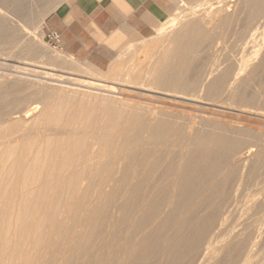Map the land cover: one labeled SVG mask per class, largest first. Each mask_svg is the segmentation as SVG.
Here are the masks:
<instances>
[{
  "label": "bare ground",
  "instance_id": "bare-ground-1",
  "mask_svg": "<svg viewBox=\"0 0 264 264\" xmlns=\"http://www.w3.org/2000/svg\"><path fill=\"white\" fill-rule=\"evenodd\" d=\"M229 3L232 4V8H237L238 4H242L243 10L246 9L249 12L246 15L250 20L252 17L258 16L262 11V0H226L213 8L206 9L204 13L203 10L202 14L190 19L187 27L184 24V29L180 30L181 32L167 31V28L166 31L162 30L158 36V42H150V44L141 48L144 57H146L144 61H137V56L135 55V59L130 58L136 62L134 64L130 62L132 66L128 63L129 67L124 68L126 70L123 69V72L118 70L117 67L113 68L111 72L108 70V78L110 75L111 78H114L115 75L122 74L124 76L121 77L123 78V81L121 80L122 83L137 85L138 88H134V90L138 91L141 96V98H138L144 102L143 104L138 100L137 103L131 99H125L124 97L131 96L123 93V90H118L119 92H117L111 86L98 89L82 83V85L75 84V86L68 84L70 87L56 85L52 87L49 85L52 82L50 78L49 84H46L45 81L43 84L31 79L26 80L24 78L22 80L19 75L13 78L11 82H8V79L5 80L4 77V82L0 85V124L3 132L5 131L6 133L7 131L8 133L4 134L0 139V144L5 147L4 150L0 151V205L2 206L3 199V204L5 202L6 204L2 206L4 210L0 208V211L2 210L3 212L2 218L6 216V226L0 223V232L2 234L3 229H5L6 233L0 235V264H5L4 260L11 256L20 258L16 264H145L148 262L147 258L151 255H155L158 252L163 254L166 252L165 245L170 240L169 234L174 233L180 225L182 226L185 222H189L190 214L199 209L200 205L206 204L205 207H208L206 203L208 201L210 206L215 207L214 204L218 200L214 202L216 198L213 199V197L216 195H212L213 201H209L208 194L215 192L216 189L220 190L216 191L217 193H224L222 190L229 182H234V179L244 184V181L247 183L246 181H251L255 178L252 173L250 174V171L257 174L253 171L254 166H252L255 165L252 164L255 160L258 161L255 165V167L258 165L255 170L260 169L262 166L261 159L264 157L262 158L261 151L264 146L262 145V149L259 148V150L256 147L259 143L263 144L264 132L260 133L261 136L263 135L262 137L258 134V138H254L251 142L245 144L241 141L242 138L235 140V137L238 138L236 135L233 139H227L229 136L227 138L224 137L225 133L218 131L220 125L216 126L217 129L211 128L210 130L208 128V132L206 130L208 125L207 127L204 126L206 127V132L199 130L204 127H198L196 130L194 126L196 124L199 125L203 120L200 119L201 121L196 123L197 118L194 115V119H186V122L190 124L187 127L183 123L185 127L183 125L180 127V123H178L180 125L178 126L175 123L176 121L173 120L174 117H172L173 114L176 115L178 112L174 109H178L181 106L187 107V105L194 106V101L190 100L192 98L211 102L214 97H220L222 94L225 95L227 101H230L228 105L232 104L234 105L233 107L236 105L238 109L241 108L239 109L240 112H242L243 108L250 110L253 106L258 111L260 104L256 107L257 104H254L250 96L244 97L245 95L243 96L242 94L240 97V93L239 95L237 93L241 89L240 87L243 86V79L247 76L251 77L254 69L264 63V37L262 35L261 38L258 34L260 33L261 36L262 31L255 33V36L253 35L255 41L249 43L250 45L254 43L253 46L248 44V46L252 47L250 52L245 50L246 48L241 47V56L238 59L231 52L229 55L227 53L229 50L226 52L225 47L224 54L228 56L227 58H231L230 61H227L234 63V66L226 64L229 62H225V65L220 60L217 61L216 58L215 62L209 60V64L206 62V64L201 63L202 61L200 63H192L190 61L193 56L192 52L202 49L201 45L205 41L206 36L208 38V32L210 33L208 29L214 28L217 31V28L221 26L223 20L227 17L226 12H229L227 8ZM47 14H40L38 20L34 21L35 23L33 22L34 25L32 26L39 29ZM175 19L177 18L170 20V26H173L172 23ZM18 22H15V25L19 29H23L20 28V23ZM223 25L225 26V24ZM179 33L180 36L178 35ZM257 37L259 38L257 39ZM19 40L15 44L16 47L25 43L29 44L28 39V41L22 42V38L20 40L22 43ZM232 42H235V40ZM31 47L33 48L34 46ZM45 48L39 51L35 49L38 57L47 58V65L52 61V67H65L64 61L59 60V55H52ZM217 50L220 52L219 48ZM136 52L134 53L136 54ZM220 53L222 55V52ZM221 55L220 57H222ZM150 59L155 61L152 60L150 62ZM223 61L225 60L223 59ZM254 73L256 74V71ZM246 80H244V83L247 82ZM22 81L26 82L24 86H21ZM88 84L90 85L91 82H88ZM6 88H12L13 91L8 93ZM94 89L101 91L100 94L92 92ZM246 90L244 88V91ZM144 92L150 93L152 96L149 97L156 98L157 101H155L156 99L151 100L143 97L145 96ZM132 93L134 94L133 96H136L134 92ZM55 94L57 95L55 96ZM10 95L12 100L6 106V98ZM237 95L240 97H238L239 99ZM200 102L204 103L205 101ZM213 105L215 104L212 103ZM224 106L222 107L225 108ZM6 107L8 108L6 109ZM222 107L220 104V109ZM262 107L264 108L262 105L260 109ZM191 108L193 109L194 107ZM247 112L249 111L245 113ZM263 112L262 115L264 114ZM220 113L224 114L225 112L221 111ZM234 115L236 116L237 114ZM255 115L257 116V114ZM180 116L182 115L180 114ZM211 118L214 117L211 116ZM223 118H221V121H223ZM239 118H236L238 122ZM177 119L180 120L179 118ZM181 121L183 120L181 119ZM40 123L43 126L38 130ZM224 123L226 124V121ZM224 123L222 124L223 126L225 125ZM214 125L212 124L211 126ZM10 128L13 129L10 132L17 133V136L15 140L14 137L13 140L8 141V139L12 138L11 135L9 136L10 138H7ZM230 129L232 130V128ZM41 130L43 133H41ZM220 130H222L221 127ZM238 132L240 131L238 130ZM36 133L37 135L42 134L38 143H36L38 139L33 137ZM253 137L256 136L253 135ZM3 145H0V147H3ZM173 149H178L177 156L172 153ZM166 150L167 152H165V155L163 154V159L162 153ZM173 154L175 156H172ZM7 156H14V159L6 164L7 160L5 157ZM172 157H175V160L170 162ZM166 161L169 163H166ZM261 169L262 171L264 170L263 168ZM160 170L161 173L158 175L160 179L156 183L154 180L157 179L152 180V178ZM260 170H258L259 174L262 175L264 171L261 174ZM201 174L206 176L207 179L201 180ZM150 175H153V177L151 176V178ZM257 175L255 176L257 177ZM150 178L153 183L150 182ZM260 180L262 182L261 178ZM237 183L235 181V184ZM255 183L257 182L255 181ZM247 185L249 186L250 184ZM148 186H151L152 189L147 192V195H144L143 191L145 190L143 189ZM199 188L204 191L199 192L197 190ZM238 190L240 189L238 188ZM229 191L231 192V190ZM226 194L228 193L225 192L223 196L225 195L231 200V197ZM235 194L237 195V193ZM219 198L221 200L223 197ZM229 200H227V204L230 202ZM254 202L252 203L254 204ZM224 203L226 202L224 201ZM14 204L18 205L17 211L15 209V214L14 208L16 207L13 206ZM172 204L179 206L178 208L177 206L176 208H171ZM253 204L250 203L251 206H255ZM223 206L225 210L227 205L224 204ZM223 206H221V210ZM203 209L202 207L201 210ZM214 209L216 210V207ZM208 211L205 212L208 213ZM209 215L211 216V213ZM261 215L259 214V216ZM212 216L218 217L217 214ZM2 218L0 215V219ZM261 218H255L257 221L252 225L253 227L251 228L253 229L250 232L248 231L249 233L243 224L240 225L241 227H236L238 229L231 233L226 230L229 233L228 237L226 239L224 237L220 243L217 241V244L219 243L217 246L215 242L214 246L216 247L213 246L214 248H212L211 246L212 249L209 247V251L206 250L207 248H203L202 252L204 250L208 252H204L206 255L203 254L204 257L202 256L196 264H216L218 256L223 253L225 255V252H228L227 258L226 255L225 257L221 255V258L223 257L226 260L219 258L224 260V262L221 261L223 264L246 262L251 257L249 253L253 250L256 241L259 240L257 238L262 236L260 235L261 230L254 226L257 222L260 223ZM198 221L196 220V222ZM246 221L250 222L249 220ZM199 222L201 223L202 221ZM208 222L209 225L205 224V230L203 229L199 234L195 232L198 235L196 239H192L194 243L192 244V254L190 252L191 257H193L194 251H199L198 245L203 237H207L205 236L206 232L211 230L210 227L213 223L211 220ZM196 231L199 232V230ZM219 232L217 231V233ZM182 234L181 236H183ZM11 235L17 238V242L13 246L10 244ZM23 236H26V246H24L25 241L21 243V237ZM179 236L174 237V240L177 242L182 241V237L180 238ZM168 244L170 245V242ZM173 247L174 249L176 248L174 245ZM172 248L170 247V249ZM174 249L172 250L174 251ZM177 251H175L176 254ZM199 253L201 252L199 251ZM190 255H187L189 260L186 259L189 264L192 261ZM199 255L197 254V256ZM160 257L162 258V256ZM9 262L10 259L6 261V264H10ZM192 262L194 263V261ZM176 263L178 261L173 262V264Z\"/></svg>",
  "mask_w": 264,
  "mask_h": 264
},
{
  "label": "rangeland",
  "instance_id": "rangeland-1",
  "mask_svg": "<svg viewBox=\"0 0 264 264\" xmlns=\"http://www.w3.org/2000/svg\"><path fill=\"white\" fill-rule=\"evenodd\" d=\"M57 1L58 0H0V85L2 84V82H4V77H5V80L6 79H8L7 81L8 82H11L12 80H13V78H15L16 76H20L19 78L20 79H28V80H34V81H36V82H38V83H43L44 84V81L46 82V84H49L50 82V80H49V78L52 80V82L49 84V85H51L52 87H55V85L56 86H69V85H73V86H75V84L76 85H82V83H83V85H87V86H90V87H93V88H98V89H104V88H106V87H113L117 92H119L120 90L122 91H124L123 93H125V94H128V95H130L131 97L134 95L132 92H134L135 94H136V96H133L132 98L131 97H124L125 99H131L132 101H134V102H137L138 103V101L140 102V103H144L142 100H140V98H141V96L139 95V93H138V91L136 90H134V88H138V86L137 85H135V84H128V83H125V82H123L122 83V81H123V78H121V77H124L122 74L121 75H115L114 76V78L112 77H110L109 75V78L107 77V73L109 72L108 70H110V72L112 71V69L113 68H115V67H117V69L118 70H121V72H123L124 70H126V69H124V68H127V67H129L128 66V63L130 64V66H132L131 65V63L132 64H134L136 61H133L134 59H135V55L137 56L136 57V60L137 61H144L145 59L144 58H146V57H144V54H143V52H142V50H141V48L143 47V46H146V45H148V44H150V42H158V39H159V35H160V32H162V30H165L166 31V28H167V31H171V32H181L183 29H184V24H186L185 26L187 27V23H189V21H190V19H192V18H194L195 16H198L199 14H202V11H203V13L205 12V10L206 9H209V8H213L214 6H217V5H219V3H221V2H224V1H226V0H179L177 3H176V5L174 6V8H173V10L171 11V13H170V15L168 16V18L165 20V21H163V22H160V23H156V24H154L152 27H150L149 29H147V30H145L143 33H141V34H139L137 37H136V39L131 43V44H129V45H126V46H124L123 48H120L119 50H116V52H115V56H114V58H112V59H110V60H108L107 62H105V65H100V66H94V65H92V64H90V63H87V62H80V61H76V60H74V59H72V58H70L68 55H66L61 49H60V47L59 46H56V45H54V44H52L48 39H47V37H46V34L47 33H45L44 32V30H43V23H42V25L39 27V29L38 28H35L34 26H32V25H34L33 24V22L34 21H37L38 20V17L40 16V14H42V13H50L51 12V10H52V8H53V6L57 3ZM262 5H261V8H262V11L258 14V16H255V17H252L251 18V20H250V18H247V15L249 14V12L246 10V9H244L243 10V6H242V4H238V6H237V8L235 7V8H232V4H228V6H227V8L229 9L228 11L229 12H226V14H227V17L223 20V23L221 24V26H224L223 24H225V26L224 27H221V26H219L218 28H217V31L213 28H211V29H208V31H210V33L208 32V34H209V36H208V38H207V36H206V39H205V43L203 42L202 43V45H201V50H197V51H193L192 52V59L190 60L192 63L194 62V63H200V61H202L201 63H207V64H209L210 62H209V60H211V61H213V62H215L214 60H216L217 59V61L218 60H220L221 62H223L224 64H225V62H229L230 60H231V58H227L228 56L227 55H225L224 53V49H225V47H226V49H225V51L227 52V50H229V52H227L229 55L232 53V54H234L233 56H235V58L236 59H238V58H240L239 56H241V53H240V49H241V47H244V48H246L245 50H247V51H251V48L252 47H250V46H253V44H249V43H252V42H254L255 41V39H254V36L258 33V32H261V36H260V33H258L259 34V37H261L262 38V35H263V37H264V0H262V3H261ZM3 9H2V8ZM49 7V8H48ZM234 7V6H233ZM240 7V8H239ZM182 9V10H181ZM235 9V10H234ZM241 9V10H240ZM238 10V11H237ZM201 12V13H200ZM243 12V13H242ZM248 12V13H247ZM230 13V14H229ZM47 14V15H48ZM241 14H243V15H241ZM247 14V15H246ZM46 15V16H47ZM177 18V19H175V21H173V26H170L171 25V23H170V20H172L173 18ZM185 18V19H184ZM187 18V19H186ZM45 19V18H44ZM231 19V20H230ZM249 19V20H248ZM187 20H188V22H187ZM262 20V21H261ZM19 21V22H18ZM245 21V22H244ZM248 21V22H247ZM252 23H251V22ZM15 22H18V23H20V28H23V29H19L18 28V26L17 25H15ZM44 22V21H43ZM186 22V23H185ZM225 22V23H224ZM251 24H250V23ZM263 24H262V23ZM35 23V22H34ZM178 23V24H177ZM255 23V24H254ZM13 24V25H12ZM163 24V25H162ZM262 24V25H261ZM162 25V26H161ZM248 25V26H247ZM257 25V26H256ZM170 28H169V27ZM247 26V27H246ZM261 26V27H260ZM161 27V28H160ZM185 27V28H186ZM255 27V28H254ZM165 28V29H164ZM203 28V27H202ZM238 28V29H237ZM246 28V29H245ZM247 28H249V29H247ZM36 29V30H35ZM244 29V30H243ZM257 29V30H256ZM23 30V31H22ZM160 30V31H159ZM179 30V31H178ZM181 30V31H180ZM237 30V31H236ZM248 30V31H247ZM20 31H22V32H20ZM25 32V33H24ZM253 32V34H251ZM17 33V34H16ZM226 33V34H225ZM256 33V34H255ZM23 34V35H22ZM155 34V35H154ZM157 34V35H156ZM207 34V35H208ZM211 34V35H210ZM179 36H180V33L178 34ZM231 35V36H230ZM237 35V36H236ZM254 35V36H253ZM158 37V38H157ZM211 39H210V38ZM250 37V38H249ZM252 37V38H251ZM259 37H257V39L259 38ZM23 38V40H21ZM216 38V39H215ZM233 38V39H232ZM235 38V39H234ZM240 38V39H239ZM245 38H247V39H245ZM17 39V40H16ZM21 40L22 42H24L25 40H29V44L27 43H25L24 45L23 44H21L19 47H16V43H17V41L18 40ZM154 39H156L155 41H153ZM209 39V40H208ZM220 39V40H219ZM2 40V41H1ZM19 40V41H20ZM27 40V41H28ZM218 40V41H217ZM235 40V42H232V41H234ZM20 41V43H22ZM10 42V43H9ZM26 42V41H25ZM33 44H32V43ZM40 42V43H39ZM232 42V43H231ZM31 43V44H30ZM229 43V44H228ZM236 43V44H235ZM248 44L250 45V46H248ZM240 45V46H239ZM242 45V46H241ZM31 46H34L33 48L31 47ZM46 48H45V47ZM229 47V48H228ZM240 47V48H239ZM12 48V49H11ZM30 48V49H29ZM43 48H45L48 52H50L52 55H56V56H58V58H59V60H62V61H64V63H65V67H55V66H53L52 67V61H50L49 62V64L47 65V58H44V57H38L37 56V54H36V52L37 51H39L40 49H43ZM125 48V49H124ZM220 49V52H222V55H221V53L219 52V50H217V49ZM228 48V49H227ZM239 48V49H238ZM10 49V50H9ZM23 49V50H22ZM37 51H36V50ZM205 49V50H204ZM232 51H231V50ZM238 49V50H237ZM214 50H216L215 52H214ZM263 50H264V48H263ZM23 51V52H22ZM138 53H137V52ZM206 51V52H205ZM238 51V52H237ZM19 52V53H18ZM20 52H22V53H20ZM28 54H27V53ZM34 54H33V53ZM134 52H136V54L134 53ZM208 52V53H207ZM231 52V53H230ZM235 52H237V53H235ZM11 53V54H10ZM132 53H134V55H132ZM216 53V54H215ZM218 53V54H217ZM220 53V54H219ZM226 53V54H227ZM237 54H239V55H237ZM132 55V56H131ZM143 55V56H142ZM195 55V56H194ZM196 55H198V56H196ZM218 55H219V57H218ZM220 55L222 56V57H220ZM215 56H217V57H215ZM237 56V57H236ZM134 58V59H131V58ZM141 57H142V59H141ZM229 57H232V56H229ZM34 58V59H33ZM193 58H195V59H193ZM208 58V59H207ZM213 58V59H212ZM216 58V59H215ZM227 58V59H226ZM128 59V60H127ZM157 59V58H156ZM223 59L225 60V61H223ZM20 60V61H19ZM155 61L154 59H150V62L151 61ZM193 60V61H192ZM227 60H229V61H227ZM49 61V60H48ZM149 61V60H148ZM196 61V62H195ZM204 61V62H203ZM111 62V63H110ZM120 62V63H119ZM131 62V63H130ZM114 63V64H113ZM205 63V64H206ZM25 64V65H24ZM69 64V66H67ZM226 64H232L233 66H234V63H232V62H229V63H226ZM225 64V65H226ZM256 64V63H255ZM73 65V66H72ZM72 66V67H71ZM123 66V67H122ZM29 67V68H28ZM59 68V69H58ZM70 68V69H69ZM111 68V69H110ZM259 68V69H258ZM124 69V70H123ZM256 71V74L254 73ZM96 74H95V73ZM254 72L252 73V76L250 77H246L247 78V80H246V78H244L243 79V81H242V87H240L241 89H243V90H239V92L237 93L238 95H239V93H240V97L242 96V94H243V96L244 97H251L252 98V101H254V104H257V106L256 107H258V105L260 104L261 106L263 105L264 106V103H263V100H264V96H262V95H264V63H262L261 65H259V66H257L255 69H254ZM98 73V74H97ZM104 74H106V75H104ZM109 74V73H108ZM135 74H136V72H135ZM255 74V75H254ZM13 75V76H12ZM104 75V76H103ZM258 75V76H257ZM88 76V77H87ZM107 77V79H106V77ZM92 77V78H91ZM101 77H103V78H101ZM42 78V79H41ZM56 78V79H55ZM105 78V79H104ZM121 78V79H120ZM127 78V77H126ZM250 78V79H249ZM59 79V80H58ZM75 79V80H74ZM62 80V81H61ZM86 80V81H85ZM90 80H92V81H90ZM96 80H97V82H99V83H97L96 82ZM114 80H116V81H114ZM122 80V81H121ZM125 80V79H124ZM244 80H246L247 82H245L244 83ZM249 80V81H248ZM40 81V82H39ZM54 81V82H53ZM57 81V82H56ZM61 83H59V82ZM64 81V82H63ZM67 83H66V82ZM68 81H69V83H68ZM94 81V82H93ZM23 82V81H22ZM21 82V86H24V84H26V82L24 81L23 83ZM76 82V83H75ZM88 82H91V84L89 85L88 84ZM255 82V83H254ZM56 83H58V84H56ZM63 83H64V85H63ZM72 83V84H71ZM74 83V84H73ZM96 83V84H95ZM244 83V84H243ZM249 83V84H248ZM259 83V84H258ZM23 84V85H22ZM60 84V85H59ZM69 84V85H68ZM95 84V85H94ZM100 84H102V85H100ZM54 85V86H53ZM119 85V86H118ZM129 85H131V86H129ZM102 86V87H101ZM104 86V87H103ZM129 86V87H128ZM261 86V87H260ZM70 87V86H69ZM122 87V88H121ZM125 87V88H124ZM244 88H245V90L246 91H244ZM6 89H8V88H6ZM258 91H257V90ZM261 89H262V91H261ZM119 90V91H118ZM131 90H133V91H131ZM260 90V91H259ZM13 90H12V88H9L8 89V93H11ZM126 91V92H125ZM241 91V92H240ZM256 91V92H255ZM92 92H97V93H99L100 94V92L99 91H97L96 89H94V91H92ZM128 92H130V93H128ZM137 92V93H136ZM261 92V93H260ZM6 93H7V91H6ZM254 94L255 96H256V99H255V96L254 95H252V94ZM138 94V95H137ZM145 96H143V97H145V98H147V99H151V100H153L154 98L152 97H149V96H152V95H150V93H148V92H144L143 93ZM249 94V95H248ZM257 94V95H256ZM57 94H55V96H56ZM237 95V98L239 97ZM253 97H252V96ZM11 96V95H10ZM8 97V98H6V106H7V103L9 104V102L12 100V96L11 97ZM148 96V97H147ZM222 96H223V98H222ZM261 96V97H260ZM114 97H117V96H114ZM134 97H135V99H134ZM136 97H137V99H136ZM138 97H140V98H138ZM221 97V98H220ZM220 97L219 96H217V97H214L215 98V100H213L212 99V101L211 102H209V101H206V100H204V99H198V98H192V99H190V98H186V99H190V100H192V101H194L193 102V104H194V106H188L187 105V107L186 106H181V107H179L178 109H174V110H177L178 112L176 113V115L175 114H173V116L172 117H174V119L173 120H175L176 122L175 123H177V125H178V123H180V125H178V126H180V127H182V125L184 124L186 127H187V125L189 124V122L187 123L186 121V119H194V117H196L197 118V121H196V123L198 122V121H201L200 119H202L203 121H201L200 123H199V125H201V126H199L198 124H194L195 126H194V128H196V130H197V128L199 127V128H202V127H204V126H206L207 127V125H208V127H207V129H206V127H204L203 129L205 130H207V132H208V128L211 130V128L212 129H217V127L216 126H219L218 128V131H220L221 133L223 132V133H225V136L224 137H228L227 139H233L234 137H235V135L236 136H238V138L237 137H235L234 139L235 140H239V138H242V140L241 141H243L245 144H248V142H251V140L252 139H256V138H258L257 137V135L259 134V136L260 137H262L261 136V132H264V131H262V130H264V114L262 115V111H264V108L262 107L261 109H260V105H259V109H258V111H260V112H258L256 109H255V106H253L252 108H250V110H248V108H243L244 110L245 109H247V110H245V112L246 111H249V112H247V113H243L244 114V116H243V114H242V112L244 111L243 109H242V112H240V110L239 109H241V108H239L238 109V107L235 105V107H233L234 105H228L229 103H230V101H227L226 100V97H225V95L224 94H222V95H220ZM239 97V98H240ZM258 97V98H257ZM236 98V99H237ZM238 98V99H239ZM254 98V99H253ZM262 100H261V99ZM134 99V100H133ZM156 99V98H155ZM154 99V100H155ZM138 100V101H137ZM226 100V101H225ZM256 100V101H255ZM155 101H157V99L155 100ZM159 101V100H158ZM200 101H205L204 103H201ZM224 101V102H223ZM257 101H258V103H257ZM262 101V102H261ZM210 105H208L207 103ZM228 102V103H227ZM256 102V103H255ZM212 103L213 104H215V105H213L212 106ZM225 103V104H224ZM207 104V105H206ZM217 104H218V106H217ZM220 104H221V107L222 106H224L225 108H221L220 109ZM224 104V105H223ZM227 105V106H226ZM159 106V105H158ZM196 106V107H195ZM161 107V106H160ZM191 107H194L195 108V110H194V108L192 109ZM199 107V109H197ZM232 107H233V109H232ZM8 107H6V109H7ZM183 108V109H182ZM189 108H191V109H189ZM202 108H204V109H206L205 110V112H204V109H202ZM208 108V109H207ZM231 109V110H229V109ZM237 109V110H235V109ZM181 109V110H180ZM185 109V110H184ZM214 111H213V110ZM251 109H254V110H251ZM180 110V111H179ZM190 111L189 113H188V111ZM193 110V111H192ZM256 110V111H255ZM209 111H210V113H209ZM213 112V114H211L212 112ZM217 112V114H216V112ZM219 111V112H218ZM221 111H223V113L224 114H222V113H220ZM255 111V112H254ZM181 112V113H180ZM238 112V113H237ZM251 112V114L249 115V113ZM254 112V113H253ZM179 113V114H178ZM207 113V114H206ZM264 113V112H263ZM180 114L182 115V116H180ZM185 114V115H184ZM212 117H214V118H211V116ZM216 114V115H215ZM231 114V115H230ZM234 114H237L236 116L234 115ZM246 114V115H245ZM254 114V115H253ZM255 114H257V116L255 115ZM259 114V115H258ZM193 115H194V117H193ZM219 115H221V116H219ZM225 117H224V116ZM262 115V117H260ZM180 116V117H179ZM209 116H210V118H209ZM231 116V117H230ZM237 116H239V117H237ZM253 116V117H252ZM204 117V118H203ZM217 117V118H216ZM218 117H219V120H218ZM224 117V118H223ZM227 117H229V118H227ZM234 117H236V118H239L238 120H239V122L237 121V119L236 118H234ZM177 118H179L180 120H178ZM195 118V119H196ZM221 118H223V121H221L222 119ZM232 118H234V119H232ZM250 118H252V119H250ZM177 119V120H176ZM181 119L183 120V121H181ZM230 121H229V120ZM241 119V120H240ZM245 119H246V121H245ZM248 119V120H247ZM257 119V120H256ZM261 120V121H259V120ZM188 120V121H189ZM243 120V121H242ZM251 120H252V122H251ZM180 121V122H179ZM226 121V124L224 123ZM229 121V122H228ZM231 121H233V122H231ZM250 121V122H249ZM185 122H186V124H185ZM215 122V123H214ZM221 122H223L225 125L223 126L222 124L223 123H221ZM236 122H238V123H236ZM241 122H243V123H241ZM259 122H263V123H259ZM183 123V124H182ZM256 123V124H255ZM259 123V124H258ZM210 124V125H209ZM212 124H215L214 126H211ZM218 124V125H217ZM229 124V125H228ZM237 124V125H236ZM1 125V124H0ZM176 125V124H175ZM183 125V127H185ZM190 125V124H189ZM240 125V126H239ZM248 125V126H247ZM41 126H43V124L42 123H40L39 125H38V130H40V128H42ZM220 127L222 128V130H220ZM228 127H229V129L230 128H232V130L230 129H228ZM234 127V128H233ZM244 127H246V128H244ZM252 127V128H251ZM236 128V129H235ZM261 129V131H260V129ZM11 129V128H10ZM203 129H199L200 131H203V132H206V130L204 131ZM223 129H224V131L226 130V132H224L223 131ZM242 129H244V130H242ZM246 129V130H245ZM252 129V131H250ZM13 129H11V130H9V135H8V137L7 138H10L9 136L11 135L12 136V138H10V139H8V141L10 140L11 141V139L13 140V138H14V140L16 139V136H17V133H14V132H10V131H12ZM25 130V129H24ZM209 130V131H210ZM238 130L240 131V132H238ZM249 130V131H248ZM257 130V131H256ZM37 131V130H36ZM245 131V132H244ZM246 131H248L247 133L249 134L248 136H247V133H246ZM260 131V132H259ZM38 133H39V131H37ZM219 132V133H220ZM251 132V133H250ZM257 134H256V133ZM259 132V133H258ZM6 133H8L7 131H6ZM5 133V131L3 132V129H2V125L0 126V139H1V137H3V135L4 134H6ZM21 133V132H20ZM41 133H43L42 132V130H41ZM246 134V135H245ZM2 135V136H1ZM40 135V136H39ZM39 135H37V133L35 134V135H33V137L35 138V139H38L37 141H36V143H38L39 142V140L41 139V136H42V134H39ZM223 135V134H222ZM231 135H234V136H231ZM253 135L254 136H256V137H253ZM231 136V137H230ZM248 137V139H247V137ZM253 137V138H252ZM264 137V136H263ZM237 138V139H236ZM259 139H262V138H259ZM247 140V141H246ZM262 140H264V139H262ZM1 142V141H0ZM261 142V141H260ZM263 142V144L262 143H259L258 145H257V147L256 148H258V150H259V148L260 149H262V145L264 146V141H262ZM14 143H16V142H14ZM13 144V143H12ZM0 145H3V144H0ZM4 145H3V147L1 146L0 147V151L1 150H4ZM177 151H178V149H173V152L172 153H174L175 155L177 154ZM261 151V150H260ZM162 152V151H161ZM165 152H167V150L166 151H164L163 153H162V156H163V154L165 155ZM262 152V158L264 157L263 156V153H264V148H263V150L261 151ZM159 154H161V153H159ZM172 155V156H175V155ZM177 156V155H176ZM8 157V156H7ZM7 157H5V159L7 160L6 161V164H7V162H9V161H11L12 159H14V156H9L8 157V159H7ZM10 158V159H9ZM163 159H164V156H163ZM175 160V157L173 158H171L170 159V162L171 161H174ZM262 160V166L260 167V169L261 168H263L264 169V165H263V160H264V158L263 159H261ZM165 161V160H164ZM166 163H169L168 161H166ZM165 163V164H166ZM258 163V161H254L252 164H257ZM255 165H252V166H254V168H253V171H255L257 174H259V171L258 170H260V169H258V170H255V168L258 166H256L255 167ZM261 172V174H262V172L264 171H262V169L260 170ZM161 173V170H160V172H157L156 173V176H155V174H154V178H152L153 177V175H150V177L152 178V180H154L155 178L157 179V180H154V181H156V183L158 182V179H160V177L158 178V175ZM252 173V175H253V177H255L253 180H249V181H246L247 183H245V181H244V184H245V186H244V184H243V182H241V183H239L237 180H235L234 179V182H229L228 184H227V186L223 189V190H225V191H223L222 190V192H226V193H228V194H226L227 196H230L231 198V200H229V198L228 197H226L225 195L223 196V194L224 193H221L220 194V192H216V191H220V190H217L216 188V190H215V192H213V193H211L210 195L208 194V197L210 198L211 197V199H209L208 198V200L210 201V200H212V197L213 196H215V197H213V199L214 198H216V199H214V202L216 201V200H218V201H216L215 203L217 204H220V205H216V204H214V206L216 207V210L214 209L215 207H213L212 205L210 206L209 205V203H208V201L206 202L207 203V206L208 207H205V205H200V207H199V209H197L193 214H190V221L189 222H185L182 226L180 225L176 230H175V232L174 233H170L169 234V236H170V240H168L169 242H170V245L167 243V245H165L166 246V252H164V254L163 253H160V252H158V253H155V255H151L150 257H148L147 258V260H148V262H146L145 264H173V262L175 261V262H177L178 261V263H176V264H189V256H187V255H190V252H191V254H192V244L194 243L193 242V240L194 239H196V236L201 232V231H203V229L205 230V228H206V226H205V224H207V225H209L208 223V221L209 220H211L212 221V223H213V225H212V223H210V225H212L210 228H211V230L208 232H206L207 234H205V236H207L206 238L205 237H203L202 238V240H201V242H200V244L198 245V250L202 253V255H201V253H199V251H194V255H192L193 257H191V255H190V258H191V260L192 261H194V263L196 264V262L198 263V260H200L201 259V257L203 256L204 257V255H206L204 252H208L209 250H208V248L210 247L211 248V246H212V248H214V247H216L220 242H221V240L225 237V239L228 237V235H229V233H231L232 231H235L236 229H238V228H236V227H241L240 225L241 224H243V225H245L244 227L247 229V232L249 231H251V229H253V228H251V227H253L252 225L253 224H255V221H257L255 218H261L260 219V223L259 222H257V224L256 225H254V226H257L258 227V229L259 230H261V234L260 235H262L260 238H257V239H259V240H255L256 241V243H255V246L253 247V250L249 253V256H251V257H249V259L246 261V262H244V261H242L240 264H263L264 263V241H262L263 239H264V235H263V231H264V211H263V209H264V172H263V174L262 175H257V174H255L254 172H252V171H250V174ZM255 175H257V177L255 176ZM201 178V180H206L207 179V177L206 176H204L203 174H201V176H200ZM252 177V178H253ZM262 179V182H260L261 180H260V178ZM151 178L149 179V180H151ZM251 178V179H252ZM152 180L150 181V182H152ZM257 182V183H255V181ZM260 180V181H259ZM230 181H231V179H230ZM232 181H233V179H232ZM235 181H236V183L237 184H235ZM259 181V182H258ZM254 182V183H253ZM153 183V182H152ZM151 183V184H152ZM253 183V184H252ZM150 184V185H151ZM242 184V185H241ZM247 184H250L249 186L247 185ZM255 184V185H254ZM256 184H257V186H258V184H259V186L257 187L256 186ZM228 185H230V186H233V187H231L230 188V186H228ZM238 185V186H237ZM240 185V186H239ZM247 185V186H246ZM254 185V186H253ZM234 186H236V187H238L240 190H238V188H234ZM256 186V187H255ZM251 187V188H250ZM152 189V187L151 186H148V187H146V188H144L143 190H145V191H143L144 192V195H147V192H149L150 190ZM200 189V190H199ZM199 189H197L199 192H202V191H204L203 189H201V188H199ZM234 189H235V191H234ZM262 189V190H261ZM96 190V189H95ZM148 190V191H147ZM229 190H231V192L229 191ZM229 191V192H228ZM238 191V192H237ZM242 191V192H241ZM232 192H233V194H232ZM232 195H231V194ZM234 193H237V195L235 194L234 195ZM215 194V195H214ZM217 194H218V196H217ZM242 194V195H241ZM213 195V196H212ZM234 195V196H233ZM259 195V196H258ZM262 195H263V197H262ZM236 196V197H235ZM219 197H223V198H221V200H220V198ZM233 197V198H232ZM228 198V199H227ZM253 198H254V200H253ZM257 198H258V200H257ZM226 202V203H224V201ZM244 199H245V201H244ZM262 199V200H261ZM227 200H229L230 202V204L228 203L227 204ZM251 200V201H250ZM256 200H257V202H256ZM213 201V200H212ZM222 201H223V203H222ZM232 201V202H231ZM237 201V202H236ZM253 201H255L254 202V204L252 203ZM260 201V202H259ZM3 202H4V199L2 200V206H4V204H6V202L3 204ZM220 202V203H219ZM249 202V203H248ZM261 203V202H263V203H261V204H259V203ZM244 203V204H243ZM250 203L251 204H253V205H255V206H251L250 205ZM257 205H256V204ZM227 205L226 206V208H225V210H224V206L223 205ZM233 204V205H232ZM250 206V208H248L249 206ZM259 205V206H258ZM2 206L0 205V208L2 209ZM13 206H15L16 208H14V211H15V209H16V211H17V204H14ZM176 206H177V208H178V206L179 205H176V204H172V206H170L171 208H176ZM217 206H219V207H217ZM221 206H223V209L222 210H224V211H222L221 210ZM244 206V207H243ZM260 206H262V207H260ZM202 207L204 208L203 210H205L206 212L208 211V213H206L205 211H203V210H201L202 209ZM209 207H211V208H209ZM213 207V208H212ZM252 207H253V209H252ZM232 210H231V209ZM245 208V209H244ZM260 208V209H259ZM261 208H262V210H261ZM212 209H214V210H212ZM252 211H250V210ZM2 210H4V207H3V209ZM2 210L0 211L1 213H0V215H1V218H2V216H3V212H2ZM241 210V211H240ZM251 212H249V211ZM258 210V211H257ZM16 211L14 212V214L16 213ZM183 211V210H182ZM217 211H219V212H217ZM226 211V212H225ZM237 211V212H236ZM201 212H203V213H201ZM216 212V213H215ZM230 212V213H229ZM236 214H235V213ZM241 212V213H240ZM245 212H246V214H247V216L249 217H247L246 216V214H245ZM260 212V213H259ZM200 213V214H199ZM206 213V214H205ZM209 213H211V216L209 215ZM213 213V214H212ZM215 213V214H214ZM229 213V214H228ZM237 213H239V214H237ZM242 213L244 214L243 216H242ZM256 213V214H255ZM197 214V215H196ZM217 214V216L218 217H215V216H212V215H216ZM255 214V215H254ZM259 214L261 215V216H259ZM237 215V216H236ZM193 216V217H192ZM195 216H198V217H195ZM219 216H221L220 218H219ZM225 216H226V218H225ZM234 216H236V217H234ZM247 218H246V217ZM254 216V217H253ZM201 217V218H200ZM211 217V218H210ZM213 217V218H212ZM223 217V218H222ZM240 219H239V218ZM252 217V218H251ZM193 218V219H192ZM199 218V219H198ZM210 218V219H209ZM232 218V219H231ZM245 218V219H244ZM215 219V220H214ZM224 219H226V220H224ZM236 219V220H235ZM252 219V220H251ZM3 220V221H2ZM192 220V221H191ZM196 220H199V221H202L201 223L199 222V224H198V222H196ZM224 220V221H223ZM234 220V221H233ZM246 220H251L250 222H248V221H246ZM206 221V222H205ZM226 221V222H225ZM241 223H240V222ZM195 224V226L197 227H195L194 226V224ZM205 222V223H204ZM221 222V223H220ZM227 222H229V223H227ZM246 222V223H245ZM0 223L1 224H3V226L6 224V216L4 217V218H2V219H0ZM227 223V224H226ZM191 224V225H190ZM204 226H203V225ZM226 224V225H225ZM260 224V225H259ZM219 225V226H218ZM236 225V226H235ZM263 225V226H262ZM1 226V225H0ZM6 226V225H5ZM215 226H217V227H215ZM221 227V228H220ZM220 229V230H219ZM223 229V230H222ZM196 230H199V232H197ZM226 230L229 232H226ZM230 230V231H229ZM179 231V232H178ZM189 231V232H188ZM217 231L219 232V233H217ZM195 232L196 233H198V234H195ZM211 232V233H210ZM213 232V233H212ZM248 232V233H249ZM4 233H6V230L5 229H3V233L2 234H4ZM180 234V236H179V234ZM181 233H183L182 235L183 236H181ZM188 233V234H187ZM1 234V232H0V235H2ZM222 236H221V235ZM227 235V236H225V235ZM185 235V236H184ZM211 235V236H210ZM214 235V236H213ZM219 235V236H218ZM224 235V236H223ZM176 236H179L180 238L182 237V241H179V242H177V241H175L174 240V237H176ZM210 236V237H209ZM24 237V238H23ZM23 237H21L20 239H21V243H23L24 241V246H26L25 245V243H26V236H23ZM194 237V238H193ZM213 237V238H212ZM221 237V238H220ZM190 238V239H189ZM212 240H211V239ZM215 238V239H214ZM216 238H217V240H216ZM17 238L15 237V236H13V235H11L10 236V244L13 246V245H15V243L17 242V240H16ZM187 239V240H186ZM193 239V240H192ZM206 239V241H204ZM219 239V240H218ZM19 240V239H18ZM186 240V241H185ZM214 240V241H213ZM14 241V242H13ZM209 241V242H208ZM217 241H219V243L217 244ZM223 241V240H222ZM172 242L174 243L173 245L174 246H176V248H178L177 250H176V248L174 249V247H173V245H172ZM211 242V243H210ZM215 242H216V244H215ZM177 243V244H176ZM191 245H190V244ZM203 245H202V244ZM258 243V244H257ZM262 243V244H261ZM181 244V245H180ZM214 244L216 245V246H214ZM185 247H184V246ZM258 245V246H257ZM259 245H261V246H259ZM23 246V247H24ZM164 246V247H165ZM179 246V247H178ZM183 246V247H182ZM191 246V247H190ZM207 246V247H206ZM214 246V247H213ZM170 247L172 248V249H174V251L172 250V249H170ZM255 247H257V248H255ZM261 249H260V248ZM169 248V249H168ZM179 248H180V250H179ZM184 248V249H183ZM203 248H207L206 250H208V251H203L202 252V250H203ZM209 248V249H210ZM211 248V249H212ZM183 249V250H182ZM191 250V251H189V250ZM260 249V250H259ZM263 249V250H262ZM171 250V251H170ZM256 251V253H255V251ZM175 251H177V254H176V252ZM262 251V252H261ZM187 253V255H186V253ZM258 252H260V253H258ZM166 253V254H165ZM179 253H180V255H179ZM196 253V254H195ZM163 254V255H162ZM168 254V255H167ZM184 254V255H183ZM197 254H200L199 256H197ZM204 254V255H203ZM187 256V258H186V256ZM221 255L223 256V257H225V255H226V258H227V256H228V252H225V255H224V253L223 254H220L219 256H218V260H217V262H216V264H218V262L220 261H222V262H224V260H226L225 258H221ZM154 256V257H153ZM158 256H159V258H158ZM160 256H162V258L160 257ZM169 257V258H168ZM196 257V258H195ZM199 259H198V258ZM261 257H263V258H261ZM150 258V259H149ZM154 258V259H153ZM155 258H156V260H155ZM157 258H158V260H157ZM172 258H174L173 260H171ZM193 258V259H192ZM219 258H221V259H224V260H221V259H219ZM9 259H10V264H16L19 260H20V258H18V256H11V257H9V258H7V259H5L4 261H5V264H6V261H9ZM152 259V260H151ZM170 259V260H169ZM175 259H179V260H175ZM182 259V260H181ZM186 259H188V260H186ZM150 260V261H149ZM161 260V261H160ZM164 260V261H163ZM168 260V261H167ZM173 261V262H172ZM182 261V262H181ZM191 261V263H193ZM252 261V262H251ZM12 262V263H11ZM154 262V263H153ZM172 262V263H171ZM184 262V263H183ZM219 262V264H223L222 262L220 263ZM251 262V263H250ZM256 262V263H255ZM190 263V264H191ZM193 263V264H194Z\"/></svg>",
  "mask_w": 264,
  "mask_h": 264
},
{
  "label": "crops",
  "instance_id": "crops-1",
  "mask_svg": "<svg viewBox=\"0 0 264 264\" xmlns=\"http://www.w3.org/2000/svg\"><path fill=\"white\" fill-rule=\"evenodd\" d=\"M179 0H58L45 17V33L59 35L70 58L105 65L116 50L165 21Z\"/></svg>",
  "mask_w": 264,
  "mask_h": 264
},
{
  "label": "built area",
  "instance_id": "built-area-1",
  "mask_svg": "<svg viewBox=\"0 0 264 264\" xmlns=\"http://www.w3.org/2000/svg\"><path fill=\"white\" fill-rule=\"evenodd\" d=\"M47 39L54 45L59 46L60 38L57 32L55 31H49L46 34Z\"/></svg>",
  "mask_w": 264,
  "mask_h": 264
}]
</instances>
